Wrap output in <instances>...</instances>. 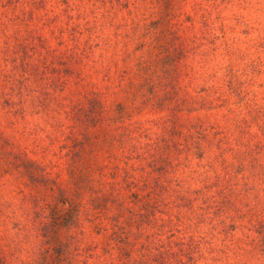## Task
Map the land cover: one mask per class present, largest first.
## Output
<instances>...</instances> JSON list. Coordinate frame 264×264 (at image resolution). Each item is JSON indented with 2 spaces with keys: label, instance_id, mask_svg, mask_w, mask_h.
I'll return each instance as SVG.
<instances>
[{
  "label": "rangeland",
  "instance_id": "374dc122",
  "mask_svg": "<svg viewBox=\"0 0 264 264\" xmlns=\"http://www.w3.org/2000/svg\"><path fill=\"white\" fill-rule=\"evenodd\" d=\"M0 264H264V0H0Z\"/></svg>",
  "mask_w": 264,
  "mask_h": 264
}]
</instances>
